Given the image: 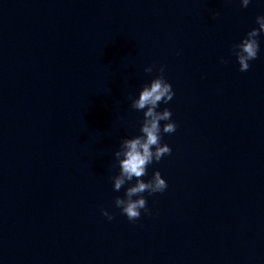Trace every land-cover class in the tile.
Returning <instances> with one entry per match:
<instances>
[{
    "label": "water",
    "instance_id": "95a60500",
    "mask_svg": "<svg viewBox=\"0 0 264 264\" xmlns=\"http://www.w3.org/2000/svg\"><path fill=\"white\" fill-rule=\"evenodd\" d=\"M258 15L264 0H0V264H264V34L247 71L232 51ZM161 65L177 128L142 179L168 187L129 221L114 153Z\"/></svg>",
    "mask_w": 264,
    "mask_h": 264
},
{
    "label": "clouds",
    "instance_id": "9594fccd",
    "mask_svg": "<svg viewBox=\"0 0 264 264\" xmlns=\"http://www.w3.org/2000/svg\"><path fill=\"white\" fill-rule=\"evenodd\" d=\"M250 0H241V6L247 7ZM213 15H219L213 12ZM258 28H252L246 36L238 43L232 46L233 54L239 63L241 72L250 68L249 61L255 60L259 52L258 37L264 34V15L256 17ZM222 63H225L223 59ZM165 66L159 68L160 75L153 78L150 84H144L139 92L138 98L132 99L131 108L137 111H143V120L140 128V135L132 138H124L119 150L114 153L119 173L111 177L114 191L119 192L127 183L124 196L115 197L114 203L126 215L129 221H136L141 216V210L146 213L149 211L147 200L143 193L149 195L164 192L168 185L161 173L156 170L148 181L142 179L147 175V167L154 161L159 162L162 157L170 155L172 149L167 144L161 143V132L171 134L176 131L177 125L172 121V112L168 108L157 111L161 103L167 104L172 100L174 92L172 85L164 78ZM146 73H151L153 67L144 69ZM161 121H165L161 128ZM135 179V183L130 182ZM133 197H136L135 199ZM102 215L108 220L113 216L106 210H102Z\"/></svg>",
    "mask_w": 264,
    "mask_h": 264
}]
</instances>
